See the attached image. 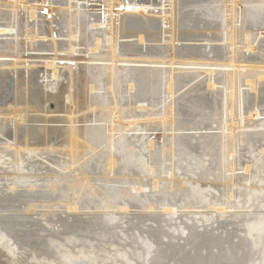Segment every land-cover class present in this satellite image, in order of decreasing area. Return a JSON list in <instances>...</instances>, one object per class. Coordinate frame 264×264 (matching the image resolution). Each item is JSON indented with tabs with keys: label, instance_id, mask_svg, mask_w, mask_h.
Instances as JSON below:
<instances>
[{
	"label": "bare ground",
	"instance_id": "bare-ground-1",
	"mask_svg": "<svg viewBox=\"0 0 264 264\" xmlns=\"http://www.w3.org/2000/svg\"><path fill=\"white\" fill-rule=\"evenodd\" d=\"M35 1L47 6L46 10L49 15L48 28H42L39 26L40 23L43 24L44 22H40L42 15L40 17L38 11L41 8L37 5H17L15 4L16 0L14 3L7 1L4 7L8 8V12H0V20H5V25L0 26V45L1 43H5L2 41L6 37H9V39L11 38L10 41L4 40L7 43L17 41L18 34L16 35L14 33L15 24H17L15 23V19L18 16L17 9L23 8L28 20L34 24L33 32L35 33L36 30L38 31L41 29V33L40 31H36V34L32 37L28 35L25 36V40L27 42L30 41L31 44L34 40H37L34 43L46 42V45H41L42 48H38V51H48L49 53H52L50 56H42L43 58L41 59L44 61V66L50 68L52 78H57L61 69L59 68L58 62L73 60L75 62L77 59L72 58V56L82 53L78 50V48H80L79 46L82 45H80L81 40L77 30L78 28L75 29L73 27V19H75L76 16L84 15V27L93 31V33L95 32L92 41H90L89 38L84 39L85 41L83 40V42L86 43V53H88L89 56H92L91 58H88L92 64H87V67L89 68V71L95 69L101 71L102 75L106 77L107 94L112 97L111 101L106 103L105 95L101 94L102 91L100 95L95 98L96 101L94 104L99 107L100 110H107V119L108 122L110 121L108 125H105V115L102 114L99 118L90 122L92 124L85 126V129L83 128V131L81 130L82 133L77 129L74 130L71 126L69 142L67 148L63 151V154H65L64 157H69L70 159V163L64 161L67 166L70 165L71 167L81 159L82 150L85 149L87 145L92 151L95 149L94 146L100 147L103 143L107 142H110L106 146L108 155L104 156L110 157H105L103 166H109L110 168L116 165L114 158L118 159V165H120L121 161H124L120 158L121 153L127 151V155L124 156V159L126 160L130 151L142 148L143 144L139 141L145 137L148 139L145 143L146 146L144 147L147 155H144L145 157L142 159V163L145 172L149 174L156 171L158 168H163V162H166L168 159L171 167V172L169 173L170 176L174 174L175 170H183L181 165L175 164V162L180 163L182 161L183 163H189L190 165L193 163L195 168L190 171L192 175H198V177L203 180L210 178L218 182V179L213 178V175L215 174L213 171L216 170L215 167L217 166V170L220 171L221 175L225 172V177L222 175V187L239 186V179L249 184L252 182L251 176L254 173L256 175H264V1L254 3L255 1L250 0L247 3L249 5L248 7L243 10L238 8V10L240 9V14H238L239 12L237 13L236 9L238 3L235 2L236 0H169L168 6L170 7V10H160L159 16L163 15L160 19L143 17L150 15L149 13L153 14L150 10L153 6L151 0L150 2L143 0H33V2ZM83 1L88 3H99L100 5L102 4L105 10L98 12L99 8L97 10L98 13L83 11L81 9L83 8V5L80 4ZM163 1L165 2V0ZM162 2V8H164V3ZM220 2L225 4L226 2H229L231 3V6L226 7L224 4L222 8L216 9L218 12L215 13L213 11L214 6ZM52 4H61L66 7V9L68 8V10L57 11V9L55 10L51 7ZM86 7L87 6H85V8ZM190 7L197 13H194L193 15L189 14L190 16L188 15L189 17L187 19L185 17V10ZM54 11L62 16L66 12L69 15L68 23H66L69 28L66 48L63 47L64 44L58 43L57 38L55 37L57 32H62L59 25L63 22L62 17L58 16V14L54 16L52 15V12ZM188 11L190 12V10ZM221 15H223V18H225L226 21L223 22L225 26L224 28L220 25L221 23H217V21L219 22V20H221ZM239 15L240 28L237 29L235 27V21ZM182 16H184L185 19H183ZM226 18L228 20H226ZM167 26L169 27L168 31L166 30ZM165 34H169V37H164ZM53 37L56 39L54 40ZM131 38L136 40H129L127 42L119 41L120 39L125 40ZM223 40L224 42L227 41L225 43H228L226 46L223 45L224 50H221L219 47L212 48V46H209L206 50L205 47L207 46L200 44L199 46L174 45L175 42H186V44L190 42H206V44H209L211 42L219 41V43H224ZM237 40L240 43L241 40L243 41L247 52H254L257 50L258 54L244 58L241 52L234 49ZM144 42H167L168 45H156L143 52L142 47ZM102 49L104 52L99 51ZM86 53L84 52V55ZM98 53L105 55H101L99 58H94ZM59 54L60 56H64L60 57ZM0 57H3L0 58V63L6 62L5 64L7 66L12 65L14 68L18 65V61L16 62L17 59H7L8 56ZM118 57L123 60L117 61ZM117 63H119V65H116ZM72 65L73 64L70 62L66 64L62 63V67L66 68L68 71H72ZM203 75L205 78L206 89L210 90V93L212 94V96L210 95V99H207L206 95L202 94V91L205 89L201 90L196 84L194 86L191 85V83ZM124 85L127 96L124 99L125 101L123 100V105L126 106V111L123 112V114H130L132 112L136 113L137 110L136 116L141 117L144 113H151V109H156L161 105L159 97L161 94H164L162 105L165 104L166 99H169L167 103L169 106L166 110L165 104L164 108L161 109L165 110V114L168 115L170 123L163 121H155L145 124L139 123L135 125L137 128L134 131H131L132 129H130L132 128V122L128 121L126 124H120L118 119L122 116H116V110L120 106L116 93L120 94ZM90 90H94L93 86L90 87ZM132 106L134 107L133 110L131 109ZM91 109L92 111L94 110L93 108ZM160 111V109L157 110V113L160 114ZM166 115H164V117H166ZM110 116L112 117L110 118ZM243 118H246V120H244V125L241 123ZM105 127L106 129L109 127V130H106ZM116 129L119 130V133L125 131L123 134L124 136L130 134L129 132L137 133V135L125 137L126 141L116 142L113 140L115 135L114 131ZM241 130L243 131L241 132ZM105 132L106 136H103ZM149 132H161V134H149ZM168 133L171 134L172 138L167 139L166 136ZM173 133H175L174 137ZM240 134H242V138L238 139L237 136ZM79 139H82L84 142H79ZM131 139L133 140L130 141ZM165 139L166 142L169 140L170 151L168 152V156L163 157L160 154V150L162 147H165ZM23 151L28 153L35 152V150L28 148L23 149ZM1 153L3 152H0V166H6L8 163L5 159L6 156H2ZM243 153H246L247 155H244ZM141 157H143V154ZM25 160L26 159L22 157L21 164H24ZM86 164L87 163H82L79 168H77L78 173L76 174V177L78 175L82 177V174H85V170L88 166H86ZM26 167L27 166L23 165L21 169H26ZM56 167L60 169L61 166ZM65 167L66 166H63L61 168L65 170ZM220 167L223 169H220ZM122 168L127 170V167L123 165ZM252 168L257 169L256 172H251L253 171ZM33 169L37 170L36 168ZM128 171L131 172V168ZM237 171L241 172L237 173ZM54 173L58 176L57 171L55 172L54 170ZM228 173L229 175H227ZM71 174L73 175V173ZM137 174L139 177L143 176H140L139 172H137ZM27 177L21 176L18 179H29ZM41 180L45 181L48 179L43 178ZM141 180H143V178L136 181L141 182ZM257 180L259 182H264V177L260 179L257 177ZM147 182L150 183V188L155 193H157V190L160 188H163L173 198L180 195L184 202L183 206H186V203H188L189 205L195 206V209L197 208V198L194 197L196 204L193 203V195L189 192V189L180 188L178 180H170L166 182L168 189L171 190H167L165 186H159L156 177L149 179ZM228 182L231 185L228 186ZM194 183H197L198 185L200 184L198 181ZM138 185L139 188L131 187V190L146 192V189L148 188L147 184ZM36 187L37 186L34 185L29 186L30 189H36ZM70 187L72 191H75L78 185L71 183ZM17 188V184H6L3 188H0V241H2L7 247L8 252L12 254V256H18L27 264H29V262L31 264H113L112 259L114 260V264H135L126 252L119 251L120 249H115L111 255V253L107 252L108 250L106 251L105 248H103L105 247L104 245L114 246L113 240L116 236L114 237L111 232L112 226L108 227L107 225L102 224V221L99 222V219L81 221L72 218L70 223L65 222L62 223L61 226L56 227L55 223L46 219L47 215L43 214L46 226H51L53 228L56 227L58 230L57 233H53L54 231H51L49 228V230L46 229L47 227L42 228L38 221H31L30 216L26 215L29 212L26 208L28 198H26L27 194L25 193H27V191H16L19 190ZM247 188L249 191L256 193V195H252L251 192H248L244 196L240 195L239 197L242 198V200L237 201V199H234L231 192H228L229 194L226 192L227 194H225V197L228 203L218 204L214 202L215 198H217V196H214L215 193H219L218 187L213 184H201L197 187V190L203 194L206 193L211 197L208 198L204 196L206 202H204L205 204H203L202 207L198 206V208L205 209L208 212L221 210V213H224V210H230L231 212L238 211L240 208H246L249 212L252 208L259 211L258 218L255 216L257 214L254 213L255 215L253 214L254 216H252L251 214L252 218L248 221L245 219L247 223L251 222L248 226L256 224L255 230L259 227V230H262L261 233H258L259 241L256 245L257 252L253 253V251H251L248 241H245V235L244 239H239L241 237L237 239V244H232L233 242L231 243L230 239L233 234L230 235L227 231L226 233H222L224 234V237L217 235L216 238H213L212 236L203 235L202 230L198 233L199 231L195 230L194 227H192V229L181 222V225H184L183 231L188 232L184 239V245L181 247V252L180 250L179 252L175 250L173 245L163 249L158 248L159 250L153 252L150 251L149 248L145 256L147 264H248L249 262L254 264L255 261H262L261 258L264 257V228H262V226H264V204L262 205L258 203V201L261 200V202H264V194L259 193L260 190L251 189L253 187H250L249 185ZM2 189H5L6 191L4 190V192ZM6 192L9 193L5 194ZM210 192L215 193L213 195ZM218 196L221 197L220 193ZM142 197H144V195ZM108 198H112L110 197V194L108 195ZM131 198L133 204L129 205L128 203L129 208L139 209L142 205L143 199H139L138 195ZM200 198L202 197L200 196ZM76 199H70L66 204L65 208L67 212L76 211L78 209L77 205H79V203ZM217 200L218 199H216V202ZM16 203L19 205H15ZM89 203L91 206L88 207L91 210L96 213L98 211L101 212L103 201L100 198H97V201L90 199ZM144 203L146 204L145 201ZM255 203H257V205H255ZM22 205L24 206L23 211L20 210ZM53 205L50 207L53 208L55 206ZM151 205L153 204L151 203ZM169 205L170 204L164 202L162 199L154 201V206H157L159 209H167ZM240 205H242V207H239ZM247 205L248 207H246ZM147 206L151 207L150 200H148L146 207ZM121 208L123 207H118L119 210H121ZM18 211L20 213L24 212L25 214L21 215L20 218L17 217L15 219H13V216H11L12 219L9 218L10 216L8 217V214H14ZM66 215L68 214L66 213ZM194 215L200 216L201 214L195 211ZM247 217L248 215L244 218ZM173 220L174 219L171 218V221ZM241 221L243 222L244 220ZM240 226L246 225H239L238 227L240 228ZM156 229L158 228L151 230L152 235L155 237L158 236ZM172 229L174 230V228ZM243 229L245 234H247V229L245 230L244 227ZM134 233H136V230ZM49 237H51L52 242H48ZM61 237H63L62 240L60 239ZM71 237H73V239H71ZM249 238L248 235L247 239ZM65 239H69L71 241L70 246H73L74 248L84 247L85 249H82H84L85 252L83 250L72 254L62 251L60 247H63V250L65 248L71 252V250H69L70 248H68L66 244H63ZM95 241L99 242V248L97 246H92L91 244L89 246L85 245ZM79 242L80 244L76 245V243ZM88 247L95 251L92 250L89 252ZM115 247L116 246H114V248ZM211 248L214 249L215 252L214 250L213 252H209ZM76 250H78V248ZM102 252H104L106 256L99 255ZM253 254L257 255V259L255 257L254 262H252V258L254 257ZM171 255L172 257H170Z\"/></svg>",
	"mask_w": 264,
	"mask_h": 264
},
{
	"label": "rangeland",
	"instance_id": "rangeland-1",
	"mask_svg": "<svg viewBox=\"0 0 264 264\" xmlns=\"http://www.w3.org/2000/svg\"><path fill=\"white\" fill-rule=\"evenodd\" d=\"M7 1H11L13 3L15 2V0H0V12H3V13L8 12L7 10L8 8L4 7ZM143 1L150 2V0H143ZM159 1L162 2L163 0H151L154 7L152 6L150 10L153 12V14L149 13L150 15L143 16L144 18L160 19L163 17L162 14H161L162 16H159L160 10L161 11L162 9L164 11L170 10V7L168 6L169 0H165V2L164 1L162 2L164 3V8H162L163 4H161V2ZM249 1L250 0H236L235 1L238 3L236 5L237 13L239 12L238 14H240V11H239L240 9L243 10L244 8L249 6L247 4ZM253 1H255L254 3H256V2H260L264 0H253ZM16 2L15 4L17 5L18 4L19 5L20 4L21 5H31L32 4V5H37L39 8H41L39 9L38 13L40 17L42 15V17L40 18V22H44V23L43 24L40 23L39 26H41L42 28L44 27L48 28L49 15L46 10L47 6L45 4H42L37 1L33 2V0H23V1L16 0ZM80 4L83 5V8H81L83 11H89V12L96 13L99 8L100 9L98 10V12H102L105 10L102 4L100 5L99 3L96 4L92 2L88 3V2L83 1ZM224 4L225 3H221V2L216 4L214 6L213 11L215 13L218 12L216 9L222 8ZM63 5L52 4L51 7H53V9L55 10L57 9V11H60V10L66 9V7H64ZM85 6H87L86 7L87 9L85 8ZM225 6L229 7L231 6V3L226 2ZM238 8L240 9L238 10ZM40 10L42 14L40 13ZM67 10L68 8L66 9V11ZM188 10H190V12ZM185 12H186L185 17L187 19L190 15L197 13L191 7L185 10ZM66 13L62 16L56 11L52 12L53 16L58 14V16L62 17L63 23L59 25L62 32H57L55 34V37L57 38L58 43L64 44L63 47L65 48L67 46L66 40H68L67 35H68V29H69L67 27L68 24H66L68 23L69 15L68 13L67 14ZM17 14L18 16L15 19L16 21L15 23L17 24H15V30H14V33L16 35L18 34L17 41L7 43L4 40L10 41L11 38L9 39V37L8 38L6 37L2 41L5 43H1L0 45V56H8L7 59H11V60L17 59L16 62L18 61L17 62L18 65L15 68L12 67V65H9L11 67L7 66L5 64L6 62L0 63V139H1L0 149H2L0 150V152H3L1 153V155L6 156L5 159L8 162L6 166H0V188H3L6 184L7 185L17 184L18 186L17 189L19 190H16V191H27V193L25 194H27L26 198H28L29 202L27 200L26 208L29 210V212L28 213L26 212L27 213L26 215L30 216L31 221L40 222V225L43 228V227H47L45 223V218H43L44 215H47L46 219H49V221L54 222L56 227L61 226V224L65 222L70 223L72 218L79 219L81 221L99 219V222L102 221L101 222L102 224L107 225L108 227L112 226L111 232L113 233L114 237L116 236L115 239L113 240V244L114 246H116L115 248L113 245H111L112 246L111 247L110 245L102 244L105 246L103 248H105L106 251L108 250L107 252L111 253V255L113 254V251L115 249L116 250L120 249L119 251L126 252V254H128L130 259L135 262V264H147L145 256L149 248H150V251L153 252L155 250H159L158 248L163 249L166 247H170V245H173L175 250H177L178 252L180 250L181 252V247L184 245V241H185L184 239L188 233V232L183 231L184 225L190 228L194 227L195 230L199 231V232L196 231L198 233H200L202 230L203 235L212 236L213 238H216L217 235H221L224 237V234L222 233L223 232L226 233L227 231L230 235L233 234L232 238L230 239V242L231 243L233 242L232 244L234 243L237 244L236 243L238 241L237 239L239 237H241L239 239H244V235H245V239H246L245 241H248L251 251H253V253L257 252L256 245L258 244V241H259L258 233L259 232L261 233L262 230H259L260 227L257 228V230H255L256 224H251L250 226H248V224H250L251 222L247 223V221L250 218H252V216H254L255 214H257L255 215L257 217L259 215L258 214L259 211H256L254 208H252V210L249 212L246 210V208L245 209L240 208L238 211L236 210V211L231 212L230 210H224V213H221V210H215V211L208 212L205 209H199L198 206L202 207L203 204H205L204 202H206L204 196L208 198H210L211 196L206 193L203 194L202 192L197 190V187H199L201 184H206V185L213 184L217 186L221 197L218 196L219 193L216 194L214 192L215 195L212 192L210 193L213 194L214 196H217L214 202L218 204L228 203L225 197L226 196L225 194H227L228 192L229 193L231 192L232 196H234V199H237V201L242 200V198L239 197L240 195L244 196L248 192H251L252 195H256V193L249 191V189L247 188L248 185L250 187H253L251 189L260 190L259 193L264 194V182H259L257 180V177L258 179H260V178H263L264 175H260V174L256 175L254 172H256L257 169L252 168L253 171L251 172L254 173L251 176L252 182L248 184L246 182H243L241 179H239L238 180L239 186H230V187H227V186L222 187L223 185L221 184L223 183L222 175H224L225 177V172H223L221 175L220 171L217 170V166L215 167L216 170L213 171L215 173L213 175V178L218 179L219 180L218 182L210 178L207 180H203L199 178L198 175H195V176L192 175L190 171L193 170V168H195L193 163H191L190 165L189 163H183L182 161L180 163L175 162V164L181 165L183 167V170H175L174 174L170 176L169 173L171 172L170 171L171 167H170V163L168 159L166 160V162L163 159L164 161L163 168H158L156 171H153L152 173L149 174L145 172L144 170L145 168L143 167V163H142V159L145 157L144 155L145 154L147 155L146 149H144V147L146 146L145 143L148 139L145 137H143V139L139 141L140 143L143 144L142 148L134 149L130 151L128 155L129 157L127 156L126 160L124 159V156L127 155L126 154L127 151H124V153H121L120 158L124 160V161H121L120 163L121 166L118 165L119 162L117 158H114L116 165H114L113 167L109 168V166L107 167L103 166L105 157H110V156H104V155H108V150L106 146L110 142L103 143L100 147L94 146L95 149L92 151L91 149L88 148V145H87L86 148L82 150L81 159L78 162H76L74 165H72L71 167L70 165L67 166V164H65L64 161L70 163V159L69 157H64L65 154H63L64 153L63 151L67 148V145L69 142L68 140L70 137L69 134H70L71 126L73 127L74 130L77 129L79 130L80 133H82L81 130L83 131V128L85 129V126L92 124L90 122H92L96 118H99L100 115L102 114L105 115V118H104L105 125H108V123L110 122V121L108 122V119H107L108 118L107 110L102 109V108H101L102 110H100L99 107L94 105L96 101L95 98L99 96L102 91L103 92L101 94L105 95L106 103L111 101L112 99L111 95L107 94L106 77L102 75L100 70L95 69V70L89 71V68L87 67V64H92L91 61L88 60V58H91L92 56H89L88 53H86L87 51V48L85 45L86 43H84L83 40L86 38L87 39L89 38L90 41H92V37L95 32L93 33V31H90L89 29L84 27V22H85L84 15L76 16L75 19H73V22H74L73 27L75 29L78 28L77 30L79 32V35H80L79 37L81 40L80 45H82V46H79L80 48H78V50H80V52L82 53H78L76 56H72V58L77 59L75 60L76 63L74 62V60L73 61H59L58 65H59V68L61 69L58 73V77L52 78L51 76L52 73H51L50 68H46L44 66L43 59H41L43 57L50 56L52 53L51 52L49 53L48 51H43V52L38 51L39 49L42 48L41 45H46V42L34 43L37 40H34L32 44L30 43V41L27 42L25 40V36L28 35L32 37L34 34H36L37 30L35 31V33L33 32L34 24L30 20H28L26 12L23 8L17 9ZM153 15H156V16H153ZM182 17L183 19H185L184 16ZM221 17H222L221 20H219V22L217 21V23H221L220 25L223 26L224 28L225 26L223 22H226V21H225V18H223V15H221ZM237 19L235 21V27L238 29L240 28V23H239L240 15L239 17H237ZM76 20H77V23H76ZM226 20L228 19L226 18ZM60 22H61V19H60ZM4 23H5V20L3 21L0 20V26L5 25ZM166 30L167 31L169 30L168 26L166 27ZM39 31L41 33V29H39L37 32ZM165 36L166 38H168L169 34H165L164 37ZM55 37H53L54 40L56 39ZM129 40L134 41L136 39H133V38L125 39V40L120 39L119 41L127 42ZM225 42L224 43L220 42L221 44L219 43V41L211 42L209 44L208 43L206 44V42L205 43L204 42H194V43L190 42L187 44L186 42L185 43L175 42L174 45L175 46H179V45L180 46L181 45L199 46L200 44L203 46H207L205 47L206 50L209 48V46H212V48L219 47L221 48V50H224V46L228 45V43H225ZM216 43L218 46L216 45ZM156 45L157 46L159 45L167 46L168 44L167 42H144L143 47H142L143 52H145L150 47H155ZM234 49H237L239 52H241L244 58H248L250 56H255L256 54H258L257 50L254 52H247L242 40H241V43L237 40V43L235 44ZM99 51L104 52L103 49ZM84 52L86 53L85 54L86 57L84 55ZM101 55H105V54L98 53L97 55H95L96 57L94 58H99ZM63 56L64 55L60 57H63ZM0 58H3V57H0ZM121 60L123 59H121L120 57L117 58V61H121ZM65 62L66 63L70 62L71 64H73L72 69H71L72 71H68L66 68L62 67V63L66 64ZM72 62H74L75 64ZM116 65H119V63H117ZM195 84L198 85L201 90L205 89L202 91V94L206 95L207 99H210L212 94L210 93V90L206 89L204 75L201 76L199 79H196L193 83H191L192 86H194ZM91 86H93V89H94L93 91L90 90ZM121 91L122 92L120 94L116 93V96L118 98V103L120 104V106L116 110V116H120V117L122 116L120 119H118V122L120 124H126L128 121L132 122V125H131L132 128L130 129H132L131 131H134L137 128L135 125L139 123L145 124V123H151L155 121H163L166 123H170L168 115L165 114V110L161 109V108H164L165 104H166L165 106L166 110L169 106L167 104L169 99H166L165 104L162 105L164 94L160 95L159 101L161 102V105L157 107L158 109L156 108L157 110L159 109L161 110L160 114L157 113L156 109H151V113H144L143 116L138 117L136 116L137 110H136V113L132 112L130 114L129 113L123 114V112L126 111V106L123 105L125 101L124 99L127 96L125 85L122 87ZM123 93H124V96H123ZM91 108H93L94 110L92 111ZM131 109L133 110L134 107L132 106ZM164 115H166V117H164ZM123 116H126V117H123ZM111 117L112 116H110V118ZM244 120H246V118L242 119V122H241L242 125H244ZM106 130H109V127ZM242 131L243 130H241V132ZM114 132H115V135H114L113 140H115L116 142L126 141L125 137H131V136L137 135V133L129 132V130L128 132L130 134H128L127 136L123 135L125 131L119 133V130L116 129ZM151 133L157 134V135L161 134V132H149V134ZM174 135L175 133H173V137ZM241 135L242 134L238 135L237 138L241 139L242 138ZM103 136H106V132L103 134ZM166 137L167 139L172 138L170 133H168ZM132 140L133 139H131L130 141ZM79 142L83 143L84 141H82V139L81 140L79 139ZM164 144H165V147H162V149L160 150V154L161 156L166 157L168 156V152L170 151L169 140H167L166 142V139H165ZM25 148L33 149L35 150V152L34 153L25 152L23 151V149ZM142 154H143V157H141ZM243 154L247 155L246 153H243ZM22 157L26 159L24 164H21ZM28 163L31 165H29ZM82 163H87L86 166L88 165L85 170V174H82V177L79 175L76 177V174L78 173L77 168H79V166ZM26 164H28L29 166ZM21 165L27 166L26 169H21L22 168ZM122 165L127 167V170H124L122 168ZM56 166H61V167L66 166V167L64 170L61 167L60 169H58ZM33 168H36L37 170H34ZM130 168L132 170L131 172L128 171ZM220 169H223V168L220 167ZM54 170L55 172L56 171L58 172V176L54 173ZM40 172L42 173V175ZM137 172L140 173V176L141 175L143 176L139 177ZM240 172L241 171H237V173H240ZM71 173H73V175ZM227 175H229V173ZM21 176L22 177L28 176L27 178L29 179H26V180L18 179ZM153 177H156L157 182H159L158 184L159 186H165L167 190H171V189H168V185L166 182L170 180H174V181L178 180V182L180 183V188L189 189V192L193 195L192 196L193 203H195L196 201V200L194 201V197L197 198V203H198V205L196 206L197 208L195 209L194 208L195 206L189 205L188 203H186V206H183L184 202L182 201V198L180 197V195H177L175 198H173L163 188H160L159 190H157V193H155L153 190H151L150 183L147 182L149 179ZM43 178L48 179V180L42 181L41 179ZM140 178H143V180H141V182H138ZM196 181H198L200 184L198 185L197 183H194ZM71 183H75V185H78L75 191L71 190V187H70ZM138 184L140 185L147 184L148 188L146 189V192H143V191L140 192V190L139 191L131 190L133 187L139 188ZM33 185L37 186L36 189L35 188L30 189L31 187L29 188V186H33ZM227 185L229 186L231 184L228 182ZM2 190L4 191L5 189H2ZM7 193L9 192H6L5 194ZM109 194H110V197L112 198H108ZM137 195L139 199L140 198L143 199L142 205L140 206L139 209L129 208V205L133 204V202L131 201L132 200L131 197H134ZM143 195L144 197H142ZM200 196L202 198H200ZM41 197H44V198H41ZM97 198H100L103 201V204L101 205L102 206L101 212L98 211L96 213L95 211L91 210L88 206H91V204L89 203L90 199L97 201ZM44 199L47 201H45ZM70 199L71 200L76 199V201L79 203V205H77L78 209L76 211L67 212L65 207H66V204L70 201ZM160 199L170 204L167 209H159L157 206L156 207L154 206V201H158ZM216 199H218L217 202H216ZM52 200H55L56 202ZM148 200H150L151 207H148V206L146 207ZM144 201L146 202V204L144 203ZM151 203L153 205H151ZM258 203L262 205L264 204V202H261V200H259ZM50 204L52 205L54 204L55 206L53 205L54 207L51 208L50 206L52 205ZM15 205H19V204L16 203ZM255 205H257V203H255ZM119 206L123 208L119 210L118 209ZM239 207H242V205H240ZM246 207H248V205ZM20 210L22 211L24 210L23 205L20 207ZM195 211H197V213L201 215L200 216L194 215ZM66 213L68 215H66ZM23 214L25 213L24 212L20 213L18 211L14 214H8V217L10 216L9 218L12 219L11 216H13L14 217L13 219H15L17 217L20 218V216ZM53 215H56V216H53ZM99 215L102 217H100ZM247 215L248 217L244 218ZM171 218L174 220L171 221ZM241 220H244L246 222L244 221L242 222ZM181 222L184 223L183 226L181 225ZM238 223L239 225H246V226H240L241 228L240 230V228L238 227L239 226ZM243 227L245 228V230L247 229L246 230L247 234H245ZM48 228L51 231H54L53 233L58 232L57 228L55 230V228L48 226L46 229ZM155 228H158L156 229V231L158 232L157 237L153 236L151 233V230H154ZM172 228H174V230ZM262 228H264V226H262ZM135 230H136V233H134ZM248 235L251 238V239L249 238L250 240L247 239ZM62 238L63 237H61L60 239L62 240ZM71 239H73V237H71ZM48 242H52L51 237L48 238ZM70 242L71 241L69 239H65L63 244H66L68 248H70L69 250H71V252L65 248L63 250V247H60L61 250L64 252L75 254L85 249L84 247L74 248L73 246H70ZM79 244L80 242L76 243V245H79ZM90 244L92 246L98 247L99 242L95 241V242L85 244V245L89 246ZM77 248L78 250H76ZM88 250L89 252H91L93 249L89 248ZM213 250L214 249L211 248L209 252H213ZM99 255L106 256L104 252L100 253ZM170 257H172V255ZM255 257L257 259L256 254L252 258V262L255 261ZM261 259L262 261H259V262L255 261L254 264H264V257ZM112 262L114 264L113 259H112ZM25 263L26 262L22 261L18 256H15V255L12 256V254L8 252L7 247L2 243V241H0V264H25ZM29 264L31 263L29 262ZM116 264H119V263H116ZM166 264H170V263H166ZM248 264H251V263L249 262Z\"/></svg>",
	"mask_w": 264,
	"mask_h": 264
}]
</instances>
